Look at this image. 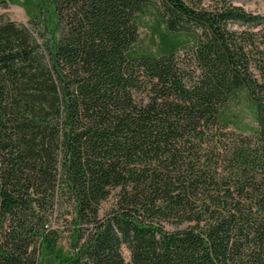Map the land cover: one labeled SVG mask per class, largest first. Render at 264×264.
I'll use <instances>...</instances> for the list:
<instances>
[{
    "label": "trees",
    "instance_id": "16d2710c",
    "mask_svg": "<svg viewBox=\"0 0 264 264\" xmlns=\"http://www.w3.org/2000/svg\"><path fill=\"white\" fill-rule=\"evenodd\" d=\"M39 1L0 20V264H264V15Z\"/></svg>",
    "mask_w": 264,
    "mask_h": 264
},
{
    "label": "rangeland",
    "instance_id": "374dc122",
    "mask_svg": "<svg viewBox=\"0 0 264 264\" xmlns=\"http://www.w3.org/2000/svg\"><path fill=\"white\" fill-rule=\"evenodd\" d=\"M39 0H6V3L0 4V20L13 19L18 22H23L28 24L30 18L39 11ZM238 5L242 6L249 12H253L255 14L264 15V0H238L236 2ZM155 19L147 15L145 17L144 26L140 28V43L144 46H148L151 49H155L157 43L159 42L157 29L155 27ZM230 26L237 30H248L249 32H256L260 24H249L247 22H234L230 24ZM180 58H185L186 55L184 51H180ZM236 109L239 112V118L243 123H253L251 116V108L247 102H242ZM256 125V124H255ZM247 132V131H245ZM117 191H114L110 198L103 202L102 211H106L112 203L115 201ZM62 245L65 249H68V242L66 240L62 241ZM123 254L127 260L130 259V251L127 246L123 248Z\"/></svg>",
    "mask_w": 264,
    "mask_h": 264
}]
</instances>
